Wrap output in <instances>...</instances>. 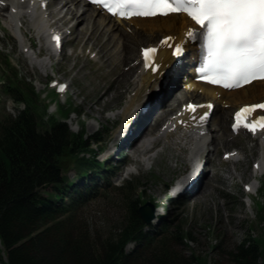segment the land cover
I'll use <instances>...</instances> for the list:
<instances>
[{"label": "rangeland", "instance_id": "rangeland-1", "mask_svg": "<svg viewBox=\"0 0 264 264\" xmlns=\"http://www.w3.org/2000/svg\"><path fill=\"white\" fill-rule=\"evenodd\" d=\"M57 1L49 0L48 16L38 10L37 6L28 12L22 3L15 13L9 12L8 7L0 8L1 52L11 58L20 74L32 81L35 90L41 93L42 102L48 104L47 113L59 116L60 104L66 108L76 107L81 115L72 112L65 118L71 130L77 131L83 123L87 135L96 133L106 136V130L114 127L109 134L110 141L103 146V149L112 148L113 138L120 123L127 119L129 113L135 112L138 103L147 96L143 91L138 92L140 73L138 74L137 70L129 72L127 66L136 56L139 46L154 40L134 42L131 56L120 62V45L125 41L121 33L134 38L136 36L133 33L139 31V28L130 23L122 26L116 24L112 28L113 22L110 18L97 11L95 14L93 12V17L92 7L84 5L80 0H72L79 3L82 13L84 9L91 11L88 23L81 18L76 20L71 18L69 11L65 12V8L59 7L62 1ZM95 18L100 22L102 20L103 24L93 31L88 24L94 22ZM51 24L62 27V31L67 34L68 40L61 52H54L47 40L46 27ZM67 30L70 33H67ZM147 30L148 33L153 31ZM161 34L158 32L156 37ZM127 42L131 44L129 37ZM24 45L29 46L28 49H23ZM88 48L95 51L93 57L86 53ZM2 68L0 64V72ZM184 69L187 71L188 66H184ZM125 71L128 76L122 81L120 73ZM53 78L69 82L64 96L51 95V88L47 84ZM159 78L160 76L152 81L156 84ZM165 87L171 91L164 98L162 108L148 111L147 119H152L143 127L144 138L139 145L135 148L127 147L130 142L128 140L117 154L113 155L112 151L108 154L103 150L98 155L102 167L111 168L100 169L104 173L102 177L92 174L85 180L87 185L91 183L94 193L77 210L78 221L87 224L85 226L93 236L115 231V225L125 218L126 213L125 197L118 192L116 186L126 179L135 178L139 187L134 196L141 193L144 199L151 200L159 209L156 218L144 228L145 230L158 231L161 221L166 220L171 229H184L188 232L185 245L176 246V239L170 238L171 242L167 243L170 248L186 255L191 252L199 255L200 264H211L217 259L224 261L226 253L247 233H262V220L255 199L256 193L264 185V143L230 133L229 112L236 104L231 107L226 104L215 106L208 121L211 136H202V139H194L193 134L189 135L182 130L166 137H157L154 132H148L155 121L161 120V116L166 114L165 109L168 110L188 97L196 98L195 95L199 94L188 90L184 80L177 75H172ZM180 90L187 91L188 95L192 92V96L180 93L177 98H173L172 95H178ZM154 91L152 96H155L156 92L160 93L159 90ZM140 96L141 99L137 100ZM20 107L21 103L15 104L0 88V122L10 114L16 115ZM218 116L225 118L224 129H220ZM233 148L238 151L234 159L221 158L222 151ZM205 149L208 151L205 152ZM202 158L205 159L202 171L197 180L188 186L189 192L174 197L172 194H175L179 187H172L175 180L184 173L191 176L194 164H198ZM253 159L260 162L261 167L257 172H253L251 168ZM68 174L70 177L74 176V170L69 169ZM92 179L94 182H91ZM246 181L252 186L249 198L244 197L242 187V183ZM261 200L264 203V197ZM133 245L129 242L126 249H131ZM2 258L5 259L4 252ZM0 264H3L1 260ZM256 264H261L260 260Z\"/></svg>", "mask_w": 264, "mask_h": 264}, {"label": "trees", "instance_id": "trees-1", "mask_svg": "<svg viewBox=\"0 0 264 264\" xmlns=\"http://www.w3.org/2000/svg\"><path fill=\"white\" fill-rule=\"evenodd\" d=\"M0 78L3 91L25 105L15 117L0 122L3 264H200L199 255H186L167 244L174 238L176 246L185 245L188 232L184 229H171L164 220L159 231L144 230L138 213L144 199L134 196L139 186L135 179L117 188L125 197V218L115 231L93 236L87 224L78 221L77 210L91 192L78 178L97 165L91 151L92 142L97 146L100 138L85 136L83 127L71 131L66 122L48 114L39 94L8 58ZM69 167L79 177L69 178ZM259 208L264 228V207ZM128 241L135 244L126 251ZM226 255L224 261L211 264H256L258 260L264 264V230L258 235L247 233Z\"/></svg>", "mask_w": 264, "mask_h": 264}, {"label": "snow or ice", "instance_id": "snow-or-ice-1", "mask_svg": "<svg viewBox=\"0 0 264 264\" xmlns=\"http://www.w3.org/2000/svg\"><path fill=\"white\" fill-rule=\"evenodd\" d=\"M110 13L121 17L167 16L170 13H187L196 23L190 28L183 41L172 48L173 68L180 61L185 51V44L201 38L207 50L198 72V79L209 81L213 85L233 89L247 85L257 78L264 79V0H91ZM163 37L161 44L169 41ZM155 47L143 49L144 64L148 68L150 56L155 54ZM156 65L151 71H157ZM187 108L192 109L189 103ZM207 107H211L210 102ZM264 109V103L249 104L236 112L237 121L241 114L247 116L251 110ZM208 112L201 117L206 118ZM264 128V116L258 117L245 127L255 131ZM237 125L234 124L233 128Z\"/></svg>", "mask_w": 264, "mask_h": 264}, {"label": "bare ground", "instance_id": "bare-ground-1", "mask_svg": "<svg viewBox=\"0 0 264 264\" xmlns=\"http://www.w3.org/2000/svg\"><path fill=\"white\" fill-rule=\"evenodd\" d=\"M61 1H62V3L60 2V6L59 7L60 8H65V12L69 11L71 13V18L76 19V20L81 18L82 20H85L87 23H88V21H90V20H88L89 19L88 17L91 16L89 14L91 11L88 12L86 9H84V12L82 13L80 11L82 8L81 9L79 8V3H77L76 1L75 2L72 1V0H61ZM57 2H59V0ZM85 5L88 6V4H86V3H85ZM95 11H98V10L94 9L91 12V14H93V12H95ZM105 16L107 18H110L106 14H105ZM97 20H99V19H96L92 23L89 22L90 24H88L89 26H91V30H93V31L97 30L103 24V23H101L102 20H101V22H100V20L99 21H97ZM111 21L113 22V24L111 25L112 28L115 27V25L119 22V21H116L115 19H111ZM132 22L135 23L136 27L139 28L141 31L139 30L140 31L139 32L138 30H136V32H134V33L132 32L133 35L136 36L134 38L131 35H127V34L121 33V35H122V37H124L125 41H123V43H121V45H120V55H119L121 57L120 58V60H121L120 62H122L124 60H127L131 56V53L133 52V49H134V45H133L134 42L138 43V42H141V41L154 40L155 41L154 43L158 44L157 60H159V62L161 63V65L159 66V69L154 74L151 73L149 70L142 71L141 72V78H140V87H139V89L140 90H145V89L149 88V94L151 95L153 90L150 91V89H153L154 85L162 82L166 78L167 74L165 75V73H164V76H162V72H163V69H166L165 66L169 65L168 63L171 60V57H170V54H169L170 51L167 50V49H164L165 46L162 45L160 43L159 39H157L158 37H156L157 33L160 32V33H162L161 36L169 35L170 38H172V39L175 38L176 40H181L183 38V36H182L183 28L185 27V25L191 24L192 22L184 14H170V15H167V16H155V17H152V18H137V19H134ZM96 26H98V27H96ZM112 28H111V30H112ZM147 29H151V31L153 30L152 33H148ZM106 31H104V32H106ZM128 37H129V40H130L132 45L128 44L129 43V42H127ZM111 40H113V39H111ZM170 41H171V39H170ZM103 46H104V44H103ZM105 46H106V44H105ZM193 48H194V46L191 45V46H189L188 49L191 50ZM172 61H173V58H172L171 62ZM134 67H135L134 65H131L130 69L133 70ZM176 72H178V69L176 70ZM126 76H128V72L125 71V72L120 73V80L123 81L126 78ZM159 76H160V78H159L160 80H159L158 83L155 84L154 83L155 81H152V80L157 79ZM160 85H162V84H160ZM196 85H198V84H196ZM191 86H194L193 83H191ZM116 87H117V85H116ZM198 88H201L205 92L206 95L204 97H206V98L213 97L214 96L213 94H215V89L213 87L208 86V85H199ZM186 92H185V90H180L178 95L173 92L174 96L172 95V97L173 98L174 97L177 98L180 93L182 95L186 96V95L189 94V93L187 94ZM168 93H169V91H165V88H164V90L162 91V96L159 99H156L153 104H151L150 109H154V108L159 109V106L162 105V103L164 101V98L167 97ZM222 94H223V96L225 98V102L226 103L240 104V103H246V102H254V101L258 100L257 98L259 96H263L264 97V81H255V82H252L251 84H249L247 86H244L242 88H239V89H236V90H231L229 92L228 91L222 92ZM188 96H192V92ZM146 98L141 99V96H140V97L137 98V100L141 99V101H144ZM198 98L202 99V96L199 95ZM149 99H150V97H149ZM160 116H161V114H160ZM218 118H219L220 129H224L225 128V118L223 116H221V117L218 116ZM151 119H152V117H151ZM137 133H139V134L135 133L134 136L131 139V143L134 144V147L138 146L139 143L143 139L142 132L137 131ZM202 192L203 191H201V193ZM158 210L159 209L155 208V213H157Z\"/></svg>", "mask_w": 264, "mask_h": 264}, {"label": "water", "instance_id": "water-1", "mask_svg": "<svg viewBox=\"0 0 264 264\" xmlns=\"http://www.w3.org/2000/svg\"><path fill=\"white\" fill-rule=\"evenodd\" d=\"M138 212L145 223H149L154 218V206L149 201L138 206Z\"/></svg>", "mask_w": 264, "mask_h": 264}]
</instances>
